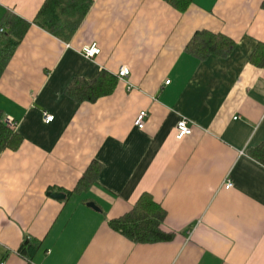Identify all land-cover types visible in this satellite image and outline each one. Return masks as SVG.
<instances>
[{
	"label": "crops",
	"instance_id": "crops-1",
	"mask_svg": "<svg viewBox=\"0 0 264 264\" xmlns=\"http://www.w3.org/2000/svg\"><path fill=\"white\" fill-rule=\"evenodd\" d=\"M44 2L0 0V31L6 14L33 22ZM199 31L234 45L199 57L188 49ZM94 42L101 53L86 58ZM94 80L105 83L95 100L69 94ZM0 110L22 137L0 153V264H264V163L252 153L264 143V0H92L69 40L32 23L0 75ZM181 117L192 132L177 139ZM145 193L171 240L110 226ZM26 239L37 247L24 255Z\"/></svg>",
	"mask_w": 264,
	"mask_h": 264
},
{
	"label": "trees",
	"instance_id": "trees-1",
	"mask_svg": "<svg viewBox=\"0 0 264 264\" xmlns=\"http://www.w3.org/2000/svg\"><path fill=\"white\" fill-rule=\"evenodd\" d=\"M179 10H184L191 0H165ZM92 5V0H45L33 22L26 21L16 15L6 14L3 19V28L0 31V75L9 62L15 48L23 39L26 30L34 23L62 40H69ZM8 28V29H6ZM234 42L226 35L214 34L207 31L196 33L188 49L203 57L210 53H228ZM221 47V49L219 48ZM115 82V78L112 77ZM104 82L94 80L90 82L76 81L69 87V94L78 100H95L99 95L97 89L103 88ZM113 88L110 85L109 93ZM104 93V92H103ZM22 137L15 128L3 119L0 110V153L8 148H16ZM256 159L264 163V143L253 150ZM99 168L92 164L74 191L81 190L85 183L93 181ZM166 211L150 194H143L134 207L124 215L111 219L110 226L134 242L167 241L174 237V232L165 231L162 223ZM37 247L35 242L25 240L20 248L24 255Z\"/></svg>",
	"mask_w": 264,
	"mask_h": 264
},
{
	"label": "built area",
	"instance_id": "built-area-1",
	"mask_svg": "<svg viewBox=\"0 0 264 264\" xmlns=\"http://www.w3.org/2000/svg\"><path fill=\"white\" fill-rule=\"evenodd\" d=\"M80 52L86 58L92 59L101 53V48L96 42H94V43L86 44L85 46H83ZM130 73H131L130 66L122 65L119 68L116 75L120 80H126L129 77ZM169 82L170 81H167V83ZM128 88L130 89L131 86H128ZM147 117H148V112L146 110L140 111L135 118V121H134L135 126L138 127L139 129H143L146 125ZM53 119H54V115L49 114V113L44 114V121L46 123L53 121ZM6 122L10 126L16 129V124H14L13 121H6ZM191 132H192V126H191L190 120L187 117H181L176 126V138L183 139L184 137L190 135ZM224 187L226 189H231L233 187L232 180L227 179L224 184Z\"/></svg>",
	"mask_w": 264,
	"mask_h": 264
},
{
	"label": "water",
	"instance_id": "water-1",
	"mask_svg": "<svg viewBox=\"0 0 264 264\" xmlns=\"http://www.w3.org/2000/svg\"><path fill=\"white\" fill-rule=\"evenodd\" d=\"M48 195L55 199H65L66 198V194L63 192H49ZM87 205L95 210H99V208L93 202H89L87 203Z\"/></svg>",
	"mask_w": 264,
	"mask_h": 264
}]
</instances>
